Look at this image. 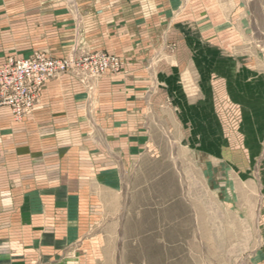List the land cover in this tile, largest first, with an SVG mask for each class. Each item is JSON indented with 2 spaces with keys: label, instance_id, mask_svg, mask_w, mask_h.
<instances>
[{
  "label": "crops",
  "instance_id": "0c3cea01",
  "mask_svg": "<svg viewBox=\"0 0 264 264\" xmlns=\"http://www.w3.org/2000/svg\"><path fill=\"white\" fill-rule=\"evenodd\" d=\"M233 1L120 0L129 4V18L115 21L129 37V67L98 81L94 93L69 75L49 81L21 122L0 108V264H121L93 235L109 207L102 195H122L125 175L153 151L159 129L178 147L219 161L209 75L219 73L220 57L231 62L230 84L235 64L264 74V51L248 47L251 5ZM229 162L223 166L233 173ZM231 176L219 182L229 210L233 186L255 184ZM260 202V243L246 264H264V196Z\"/></svg>",
  "mask_w": 264,
  "mask_h": 264
},
{
  "label": "rangeland",
  "instance_id": "374dc122",
  "mask_svg": "<svg viewBox=\"0 0 264 264\" xmlns=\"http://www.w3.org/2000/svg\"><path fill=\"white\" fill-rule=\"evenodd\" d=\"M245 1L251 5L248 47L263 52L264 12L258 11L257 0ZM124 5L129 4L120 0H0V65L10 58L23 59L12 56L32 51L29 57L44 54L70 60L73 67L51 81L69 75L94 93L98 81L120 75L131 64L129 37L115 23L129 18ZM140 5L142 14L144 5ZM169 48L177 49L176 45ZM98 55L115 58L117 66L110 65L99 75L88 73L83 63ZM229 65L228 59L220 57L219 73L209 75V82L215 83L210 109L217 117L219 161L178 147L176 139L163 137L159 129L153 151L137 159L125 175L122 195H102L109 207L93 235L105 239L109 255H117L121 264H246L258 249L257 220L264 196V74H254L251 68L249 74L243 73L235 64L236 74H227L230 84L225 74ZM186 80L191 81L189 75ZM170 126L175 128L171 120ZM226 146L231 149L227 155L221 150ZM225 161L234 163L233 173L225 170ZM231 174L254 179L255 184L233 186L234 208L229 210L220 200L224 192L219 182Z\"/></svg>",
  "mask_w": 264,
  "mask_h": 264
},
{
  "label": "built area",
  "instance_id": "2783aa9c",
  "mask_svg": "<svg viewBox=\"0 0 264 264\" xmlns=\"http://www.w3.org/2000/svg\"><path fill=\"white\" fill-rule=\"evenodd\" d=\"M117 63L115 58L98 55L85 60L82 67L99 75ZM71 65L70 60L52 59L44 54L8 59L0 67V108H9L14 121H22L39 103L45 85L67 72Z\"/></svg>",
  "mask_w": 264,
  "mask_h": 264
}]
</instances>
